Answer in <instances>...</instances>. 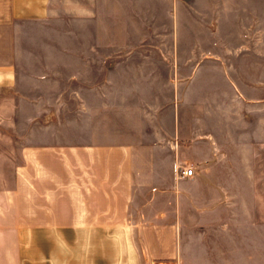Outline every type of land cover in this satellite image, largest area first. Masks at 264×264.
I'll return each instance as SVG.
<instances>
[{"label": "rangeland", "instance_id": "374dc122", "mask_svg": "<svg viewBox=\"0 0 264 264\" xmlns=\"http://www.w3.org/2000/svg\"><path fill=\"white\" fill-rule=\"evenodd\" d=\"M51 7L63 24L49 27L53 42L37 35L20 62L24 86L0 93V190L10 185L30 132L38 142L118 139L156 128L145 117L179 105L182 118L217 116L200 126L213 133L224 161L231 148H250L261 195L253 207L264 213V0H52ZM228 104L231 125L215 108L225 112ZM137 223L130 213L98 258L145 264ZM187 231L173 264H229L225 231Z\"/></svg>", "mask_w": 264, "mask_h": 264}, {"label": "crops", "instance_id": "0c3cea01", "mask_svg": "<svg viewBox=\"0 0 264 264\" xmlns=\"http://www.w3.org/2000/svg\"><path fill=\"white\" fill-rule=\"evenodd\" d=\"M51 6L52 0H0V93L24 86L23 51L33 50L28 45L37 35L53 42L57 33L49 27L63 25ZM174 107L145 117L156 128L123 131L118 139L38 142L30 132L10 185L0 190V264H106L96 253H106L107 237L122 231L130 213L138 218L145 264H173L192 227L225 231L229 264H264V213L253 207L261 195L251 179L250 148L233 147L224 161L213 133L200 126L217 116L189 120ZM215 108L230 124L232 107ZM183 124L194 130L183 131ZM185 167L193 177H179L177 168Z\"/></svg>", "mask_w": 264, "mask_h": 264}, {"label": "built area", "instance_id": "2783aa9c", "mask_svg": "<svg viewBox=\"0 0 264 264\" xmlns=\"http://www.w3.org/2000/svg\"><path fill=\"white\" fill-rule=\"evenodd\" d=\"M177 172L180 178H191L194 175L192 167L177 168Z\"/></svg>", "mask_w": 264, "mask_h": 264}]
</instances>
